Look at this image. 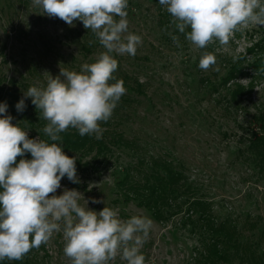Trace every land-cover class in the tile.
Returning <instances> with one entry per match:
<instances>
[{"label":"rangeland","instance_id":"374dc122","mask_svg":"<svg viewBox=\"0 0 264 264\" xmlns=\"http://www.w3.org/2000/svg\"><path fill=\"white\" fill-rule=\"evenodd\" d=\"M135 3L139 4L144 16L138 12H133V16L128 8L127 18L128 31L142 37V45L136 53L139 60L135 56L113 53L119 62L118 67L128 71L138 65L145 67L143 73L135 71L138 75L135 77H138L142 87L140 91L131 93L132 100L124 111L128 116L122 120L126 136L136 138L154 154H165L172 160L182 162L187 175L196 182L204 197L214 202L222 200L226 206L231 205L239 211L250 206L255 213H264V182L254 178L251 170L239 162L236 151L240 148L241 139L250 137V130L255 126L252 117L254 109L264 107V78L254 82L251 92L240 98L242 106L247 107L250 114L248 110L241 109L237 117L224 115L223 107L218 110L212 104L195 99V87L190 83L192 78L189 76L191 69L186 67V61L198 49L187 41L184 43L189 44V50L170 48L153 55L150 61L143 60L145 65L141 66V56L154 51L151 48V30L155 25L151 15L155 9L150 0H131L133 6ZM73 25L69 26L56 17H48L42 8L33 5L32 0H0L1 86L17 98H24L26 105L31 102L30 97L24 96L26 90L30 86H45L48 74L55 77L61 69L78 71L82 64L95 62L99 53L105 49L92 33L87 40L95 41V51L87 56L88 53L80 48L82 39L78 34L82 29L85 36L89 33L85 32L87 29L82 21L76 20ZM262 29L264 26L250 25L236 31L226 46L215 41L216 52L235 58L244 53L252 42L264 36ZM249 80V77H243L234 83L246 86ZM0 103H4L1 98ZM10 110L7 108V114ZM12 123L17 124L15 119ZM23 129L28 131L30 139L39 136L36 132ZM119 156L117 154L115 157ZM72 157L76 158L80 183H73L65 176L56 195L62 194L65 188L77 189L88 201L87 206L91 210L99 212L107 206L115 209L124 220L134 215L149 217L153 226L141 248L146 258L145 264H193L189 253L194 239L185 229L177 225L179 229L176 231L170 224L155 221L148 211L136 206L135 202L124 205L114 200V193L109 188L118 173V167L98 168L96 165L90 166V156ZM20 159H31V154L17 157L16 162ZM114 160L110 163H114ZM92 198L104 203L94 204ZM80 203L83 205L85 202L82 199ZM182 217L178 216V221ZM262 227L264 230V223ZM262 240L264 245V235ZM63 248L62 232L55 233L47 244L30 252L31 264H70ZM112 264H126V261L118 256Z\"/></svg>","mask_w":264,"mask_h":264},{"label":"clouds","instance_id":"9594fccd","mask_svg":"<svg viewBox=\"0 0 264 264\" xmlns=\"http://www.w3.org/2000/svg\"><path fill=\"white\" fill-rule=\"evenodd\" d=\"M32 3L69 26L82 21L105 51L95 62L82 64L79 71L61 69L55 77L48 74L45 86H30L24 93L47 121L42 131L52 143L39 136L30 139L20 123H12L7 104L0 103V261L23 260L32 249L62 232L63 252L70 264H112L118 256L126 264H145L141 248L153 226L149 217L134 215L124 220L107 206L99 212L91 210L77 189L55 194L65 176L80 183L76 158L65 154L60 134L74 128L82 137L102 139L101 122L109 121L126 94L124 81L114 75L119 62L113 53L134 57L142 45V37L128 31V0ZM159 4L166 7L171 25L180 33L190 28L186 39L198 49L215 41L226 46L236 31L264 26V0H159ZM169 35L179 46L178 37ZM94 42L90 40L89 45ZM216 62L214 54L204 52L199 67L207 71ZM15 107L23 112L24 98ZM26 153L31 159L17 163V157ZM91 202L104 203L95 198Z\"/></svg>","mask_w":264,"mask_h":264},{"label":"trees","instance_id":"16d2710c","mask_svg":"<svg viewBox=\"0 0 264 264\" xmlns=\"http://www.w3.org/2000/svg\"><path fill=\"white\" fill-rule=\"evenodd\" d=\"M129 3L128 8L133 16H135L133 12L144 16L138 3L134 6L131 0ZM150 4L155 9L151 15L155 25L151 30L153 39L151 48L154 51L141 56V66L145 65L143 60L150 61L153 55L168 51L170 48L177 51L190 49L189 44L184 43L188 41L186 33L190 28H186L185 33H180L174 25H171L172 18L166 7L159 4V0H150ZM85 32L89 35L85 36L82 29L78 37L82 39L81 50L89 56L94 53L95 45L93 43L89 45L87 40L93 35L91 30ZM262 32L264 34V29ZM169 33L178 37L179 46L173 42ZM204 52L214 54L217 61L207 71L199 67ZM134 58L139 60L138 54ZM187 61L186 67L191 69L190 83L195 87L194 98L212 104L218 110L223 107L224 115L237 117L236 114L241 109L248 110L247 107L242 106L240 98L251 92L254 82L264 78V36L252 42L245 48L244 53L238 54L235 58L226 53L216 52L213 42L204 49H198L190 59L187 58ZM136 70L143 73L145 67L138 65L131 71L118 67L114 73L118 80L124 81L127 91L121 97L109 121L101 122V127L105 129L102 139L97 140L94 135L82 137L77 129L69 128L60 134L63 151L69 157L90 156L88 161L90 166L118 167V173L113 177L109 188L114 193V200L124 205L135 202L136 206L148 211L155 221L170 224L176 231L179 228L185 229L194 239L189 253L193 264H264L262 240L264 213H255L250 206L239 211L231 205L226 206L227 204L222 200L214 202L204 197L196 182L187 175L186 167L182 162L172 160L165 154H154L136 138L126 136L122 120L128 116L124 111L132 100L131 93L140 91L142 87L138 77H135L138 76L135 74ZM243 77L250 78L248 85L234 83L236 79ZM232 84L234 86H231ZM0 98L7 104V108L11 109L9 114L16 123H20L22 128L30 132H36L40 139L52 143L42 131L47 121L42 118L40 110L29 102L26 103L27 108L23 112H18L15 106L18 103L17 99L20 98L1 86V80ZM248 111L250 114V110ZM252 117L255 126L250 130L251 135L241 139L240 148L236 151L239 162L251 170L254 178L264 182V107L255 108ZM238 126L242 128L241 125ZM223 133L227 134L225 131ZM117 154L120 156L115 157ZM113 158L114 163H110ZM178 216H183L180 221L177 219ZM177 225L180 227L178 228ZM30 252L26 255V259L3 260L0 264H31Z\"/></svg>","mask_w":264,"mask_h":264}]
</instances>
